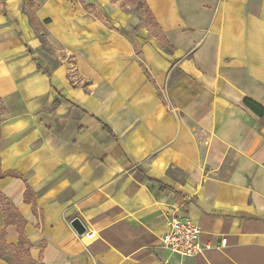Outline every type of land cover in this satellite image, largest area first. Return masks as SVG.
<instances>
[{
  "label": "crops",
  "instance_id": "obj_1",
  "mask_svg": "<svg viewBox=\"0 0 264 264\" xmlns=\"http://www.w3.org/2000/svg\"><path fill=\"white\" fill-rule=\"evenodd\" d=\"M120 1L0 0V169L19 174L0 193L31 257L264 264V118L242 103L264 107V0H145L171 53ZM172 215L199 226L194 256L162 246ZM0 230L17 244L1 208Z\"/></svg>",
  "mask_w": 264,
  "mask_h": 264
},
{
  "label": "trees",
  "instance_id": "obj_2",
  "mask_svg": "<svg viewBox=\"0 0 264 264\" xmlns=\"http://www.w3.org/2000/svg\"><path fill=\"white\" fill-rule=\"evenodd\" d=\"M131 5L135 10H141L139 19L141 23L135 27L134 31H137L141 27H146L149 32L158 38L159 44L167 53H171L173 47L167 41L164 33L160 29L159 25L155 22V19L152 16V13L148 6L146 5L145 0H122L119 3V6L126 10V7ZM28 17L30 24L37 29V25L33 16V13L28 9ZM244 106L249 108L254 112L260 119L264 118V107L255 101L244 98L242 100ZM57 99L54 101V105H57ZM1 107V101H0ZM5 176L19 177V174L14 171H5L2 172L0 169V178ZM30 189L26 188L25 191V200H28ZM0 208L3 213V219L5 224H14L17 227L19 233V240L16 245L7 244L4 241V230H0V258L8 262L9 264H42L38 260H34L29 252L31 247L30 241L26 238L23 225L24 218L18 212V210L9 203L5 196L0 193Z\"/></svg>",
  "mask_w": 264,
  "mask_h": 264
},
{
  "label": "built area",
  "instance_id": "obj_3",
  "mask_svg": "<svg viewBox=\"0 0 264 264\" xmlns=\"http://www.w3.org/2000/svg\"><path fill=\"white\" fill-rule=\"evenodd\" d=\"M167 231L161 237L162 246L182 258L194 256L202 249L199 241V226L189 217L172 215L167 221ZM85 241L94 238V233L85 231L80 235Z\"/></svg>",
  "mask_w": 264,
  "mask_h": 264
},
{
  "label": "water",
  "instance_id": "obj_4",
  "mask_svg": "<svg viewBox=\"0 0 264 264\" xmlns=\"http://www.w3.org/2000/svg\"><path fill=\"white\" fill-rule=\"evenodd\" d=\"M70 225L78 235H81L86 230L84 225L78 218H73L70 222Z\"/></svg>",
  "mask_w": 264,
  "mask_h": 264
},
{
  "label": "rangeland",
  "instance_id": "obj_5",
  "mask_svg": "<svg viewBox=\"0 0 264 264\" xmlns=\"http://www.w3.org/2000/svg\"><path fill=\"white\" fill-rule=\"evenodd\" d=\"M117 1H120V0H117ZM23 9H25V8L23 7ZM126 10L130 11L132 14L136 15L138 18H139L140 13H141V10H135L131 5H128L126 7Z\"/></svg>",
  "mask_w": 264,
  "mask_h": 264
}]
</instances>
